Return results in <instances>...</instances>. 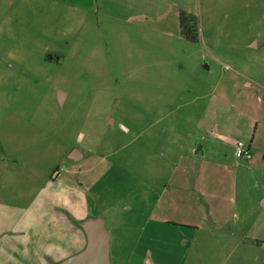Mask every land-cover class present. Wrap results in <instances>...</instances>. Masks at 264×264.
Segmentation results:
<instances>
[{
  "label": "rangeland",
  "instance_id": "1",
  "mask_svg": "<svg viewBox=\"0 0 264 264\" xmlns=\"http://www.w3.org/2000/svg\"><path fill=\"white\" fill-rule=\"evenodd\" d=\"M262 153L264 0H0V264H55L41 239L66 247L46 210L58 172L108 173L127 200L113 264H264ZM24 225L49 235L9 262Z\"/></svg>",
  "mask_w": 264,
  "mask_h": 264
},
{
  "label": "crops",
  "instance_id": "2",
  "mask_svg": "<svg viewBox=\"0 0 264 264\" xmlns=\"http://www.w3.org/2000/svg\"><path fill=\"white\" fill-rule=\"evenodd\" d=\"M64 98L65 96L63 95V99ZM258 123H260V121H258ZM256 139L257 133L253 135L252 142H255ZM252 146L253 143L248 147L252 148ZM197 152L203 153V150L199 148L197 149ZM85 156V152L79 147H73L70 150L69 158L71 159L82 161ZM262 156H264V153L261 154V157ZM103 159L104 158H100L98 162H101ZM52 178L57 181V183L54 182L52 188L48 189L47 201L45 200L47 206L46 210L52 219L51 223L53 225L60 226L61 230L68 233L62 236L59 235L55 238L56 240H60L61 245L66 246L65 248L56 249V246L51 248L46 245V243L43 244V240L41 239V246H39L42 248V250H40L42 254L41 256L44 257V254L46 256H50L54 259L55 264H60V262L67 257L81 251L88 243L87 234L81 225V222L88 217H102L108 231L110 232V255L111 262L113 264V260L118 254L117 249L123 247L125 239L128 238L124 221L129 216L128 212H130V210H128L127 205L125 204L127 200H125L123 195H120L117 202H115L116 200L113 199V195L107 192V189L114 185L110 180H108V173L101 174L97 179L84 176L80 181V184H75L70 180H66L65 177L61 179L59 172L56 175L53 174ZM172 189V194H177L178 188L174 187ZM182 190H184V188H182ZM157 195L161 196L159 193H157ZM159 201L160 200L158 199L155 200L154 206L150 208L151 213ZM118 204H122V206ZM77 218L79 222L76 220ZM165 218L166 219H162L163 223L172 224L173 219L169 217ZM176 222H180L181 226H189L185 225L189 223L177 220ZM57 226H54V228ZM22 230L23 226L17 232ZM36 230L37 227L25 226L22 235L11 236L4 242L6 247L4 251L7 254L9 262L15 260L13 253H17L19 250L18 247H21L18 245V242L25 244L28 250H31V246L34 244L33 240H35L37 236L41 238V231H43L44 240L46 239L47 234L49 235V233H47L49 230L47 227L45 228V226H43L38 232ZM82 241H85L84 245H82L80 249H76L74 252L70 253V250H73V248L68 247V245L71 243H77L78 245L79 242ZM26 247L25 252L28 251ZM1 249L3 250L2 247L0 250ZM20 250L23 251L22 249ZM61 250H64V252L60 253ZM64 253L68 254L61 257L60 254Z\"/></svg>",
  "mask_w": 264,
  "mask_h": 264
},
{
  "label": "water",
  "instance_id": "3",
  "mask_svg": "<svg viewBox=\"0 0 264 264\" xmlns=\"http://www.w3.org/2000/svg\"><path fill=\"white\" fill-rule=\"evenodd\" d=\"M64 93L61 92L63 99ZM88 243L84 249L73 254L60 264H112L110 255V232L102 217H88L81 222Z\"/></svg>",
  "mask_w": 264,
  "mask_h": 264
},
{
  "label": "trees",
  "instance_id": "4",
  "mask_svg": "<svg viewBox=\"0 0 264 264\" xmlns=\"http://www.w3.org/2000/svg\"><path fill=\"white\" fill-rule=\"evenodd\" d=\"M179 18L181 34L189 40L198 41L199 28L196 16L189 11L182 10L179 14Z\"/></svg>",
  "mask_w": 264,
  "mask_h": 264
},
{
  "label": "built area",
  "instance_id": "5",
  "mask_svg": "<svg viewBox=\"0 0 264 264\" xmlns=\"http://www.w3.org/2000/svg\"><path fill=\"white\" fill-rule=\"evenodd\" d=\"M239 146L244 147V151L243 152H244V156L246 158H252L251 149L249 147H246L245 143L243 141L239 142Z\"/></svg>",
  "mask_w": 264,
  "mask_h": 264
}]
</instances>
